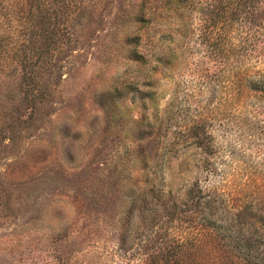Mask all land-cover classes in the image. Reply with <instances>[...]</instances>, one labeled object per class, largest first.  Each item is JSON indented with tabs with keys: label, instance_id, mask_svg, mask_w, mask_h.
I'll return each instance as SVG.
<instances>
[{
	"label": "rangeland",
	"instance_id": "374dc122",
	"mask_svg": "<svg viewBox=\"0 0 264 264\" xmlns=\"http://www.w3.org/2000/svg\"><path fill=\"white\" fill-rule=\"evenodd\" d=\"M242 2L231 24L228 0H0V264H143L178 226L156 191L264 192V0Z\"/></svg>",
	"mask_w": 264,
	"mask_h": 264
},
{
	"label": "trees",
	"instance_id": "16d2710c",
	"mask_svg": "<svg viewBox=\"0 0 264 264\" xmlns=\"http://www.w3.org/2000/svg\"><path fill=\"white\" fill-rule=\"evenodd\" d=\"M241 7L242 0H228L226 15L231 24ZM258 83L250 82V88L264 92L263 75ZM200 127L198 123L191 128L198 138ZM240 192L227 183L206 186L200 181L182 196L156 191L148 216L153 220L168 217L178 226L158 251L143 258V264H264V192ZM160 207L164 215L159 214ZM120 241L128 253L126 238Z\"/></svg>",
	"mask_w": 264,
	"mask_h": 264
}]
</instances>
